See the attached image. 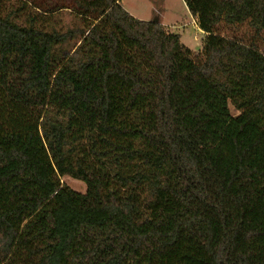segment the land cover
<instances>
[{
  "label": "trees",
  "instance_id": "trees-1",
  "mask_svg": "<svg viewBox=\"0 0 264 264\" xmlns=\"http://www.w3.org/2000/svg\"><path fill=\"white\" fill-rule=\"evenodd\" d=\"M184 1L0 0V264H264V0Z\"/></svg>",
  "mask_w": 264,
  "mask_h": 264
},
{
  "label": "rangeland",
  "instance_id": "rangeland-1",
  "mask_svg": "<svg viewBox=\"0 0 264 264\" xmlns=\"http://www.w3.org/2000/svg\"><path fill=\"white\" fill-rule=\"evenodd\" d=\"M124 7L135 17L144 20L160 18L166 28L172 32L182 34V42L194 51L203 49L205 34L195 24V18L190 13L184 0H122ZM67 20L70 18L66 15ZM240 34L251 33L246 24L230 27ZM224 33L230 30L223 27ZM72 188L85 192V182L71 176L63 178Z\"/></svg>",
  "mask_w": 264,
  "mask_h": 264
},
{
  "label": "crops",
  "instance_id": "crops-1",
  "mask_svg": "<svg viewBox=\"0 0 264 264\" xmlns=\"http://www.w3.org/2000/svg\"><path fill=\"white\" fill-rule=\"evenodd\" d=\"M196 21V20H195ZM197 27H198V25H196ZM200 29V28H199ZM201 31H202V33H204L205 34V32L202 30V29H200ZM181 37H182V34H181ZM191 48V47H190ZM192 49V48H191Z\"/></svg>",
  "mask_w": 264,
  "mask_h": 264
},
{
  "label": "built area",
  "instance_id": "built-area-1",
  "mask_svg": "<svg viewBox=\"0 0 264 264\" xmlns=\"http://www.w3.org/2000/svg\"><path fill=\"white\" fill-rule=\"evenodd\" d=\"M195 24L197 25V23L195 22Z\"/></svg>",
  "mask_w": 264,
  "mask_h": 264
}]
</instances>
